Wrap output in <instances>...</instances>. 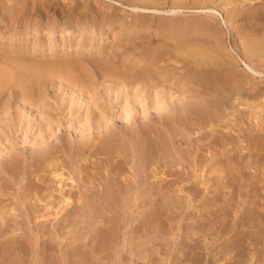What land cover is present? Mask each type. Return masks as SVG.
<instances>
[{
    "label": "rangeland",
    "instance_id": "obj_1",
    "mask_svg": "<svg viewBox=\"0 0 264 264\" xmlns=\"http://www.w3.org/2000/svg\"><path fill=\"white\" fill-rule=\"evenodd\" d=\"M141 2L139 0H0V69L5 70L7 66L6 69L9 72L8 63H11L12 60L16 62L21 59L23 62L26 61L30 64L38 63L37 65H43V63L47 65L49 63L51 66H56L58 64V69L62 67L66 70L63 71L65 76L59 72L54 77L47 75L45 78L40 79L36 85L34 84V87L29 82H24L25 85L22 83L26 90L23 94L20 88L14 90L13 86L9 85H14V83H9L4 90H0V178L5 179H0V213L1 211L4 213L0 214V225L5 223L0 226V264L2 262V264H52V262L54 264H70V262L71 264H79L81 261L84 262L81 264H91L92 252L102 254V258L104 257L102 263L105 264H174L172 258L175 254L178 255L176 244L182 239H186L185 237L198 241L196 256L200 257V264L205 262L206 264L207 262L209 264H264V148L262 152H258L259 154H254L257 148H252V151H249L250 148L245 149L247 142L255 143L252 134H258L260 139L264 136L262 128H258L252 123L253 120H258V118L259 121L264 120V107H262L264 105V0H145L144 3ZM132 5H138L140 8L142 6V8L149 11H133L130 9ZM209 8L214 13L202 12ZM153 9L155 11H151ZM173 9L176 12L170 14L168 11ZM99 13L100 15H98ZM50 25L54 27L52 33ZM83 25H90V27L82 29L81 26ZM35 26H38L37 30L34 29ZM70 26H75V28H72L69 35L64 36L60 33V28L66 29ZM244 47L250 49L247 58L241 53ZM39 61H42V63H39ZM245 63L261 72V77L251 74ZM105 71H113L117 73L116 76L119 73L120 76L121 74H124V76L114 80L115 78H110L111 76ZM121 78L122 81H120ZM204 89L206 90V96L204 95V97L207 100L202 101V103L211 101V104H213L212 102L215 101L213 95L219 98L229 92V96L226 98L230 106L229 113L222 112V107L221 111L207 107V114L204 113L202 119L199 116L193 121H189L191 118L183 120L185 123H194L195 127H198L199 123L204 121L202 125L204 128L200 132L204 134L203 137L206 135L207 140L201 142L205 145L200 146V149L196 151L194 142L199 136V132L189 136L183 135V140L185 139L187 142L191 140L193 143L190 147L191 151L187 154L188 156H185L187 162L182 163V165L177 163L166 164L171 170H167L166 165V167H161L164 163L163 160L162 163H159L160 165H153L152 168L155 169V172L160 170L163 172L165 169L167 171H164L163 175L158 174V178L155 180L158 186L161 185L159 186L160 196L164 194V197L167 196L169 201L163 200L164 197L161 198V196L156 202H152L146 196L145 200H142L143 204L139 203L137 210L133 201L131 202L128 198L125 200L126 198L123 197L128 183L122 177L120 181L122 182V179H124V186L119 185L120 192H116L118 195L115 193L117 196L114 195L113 200H107L109 205L104 203L98 197L99 192H95V190L101 189V183L105 182V174H107L105 169L108 168V166L106 168L104 160L105 154L100 151L99 146L101 145L97 144L100 143L98 141H96L97 145H93L94 141L89 144L90 146H83V149L80 150L75 143L80 139L81 131L84 132L87 129V132L90 130L93 133L92 135L97 136L98 131L94 126L97 122L101 123L107 120L109 123L112 121L123 123L129 121L131 117L138 120H142V118L146 120V117L151 116L152 118L153 115V117H157V112H162L159 106L162 107V104H166L167 101L171 100L172 103L179 104V100L188 96L189 92ZM25 90L23 88V91ZM219 92H222L223 95L218 94ZM26 93L29 96L26 95L28 98L24 97ZM252 95L257 96V99L255 97L250 98ZM251 101L254 103L250 104ZM244 103L250 106L262 104L258 110L261 109L262 114L257 115L258 113H255V110L247 108L248 105L245 106ZM231 107L233 108L231 109ZM219 113H222L220 118L227 116V121L230 119L236 120L235 116L243 113L246 121H238L242 130L239 133L238 140L236 133H234L236 142L233 141V145L231 143L227 147L222 145L218 147L219 144H222L220 139H223V137L215 133L219 137L215 141L216 145H213L214 148H212L213 146L210 148L206 144L213 140V132L210 131V126H214L213 128H216L219 132L222 131L221 134H226V126L228 125L226 119L225 122L216 123L215 126L217 119L210 117V115L216 117V114L220 115ZM206 117L209 118L210 122L207 121ZM171 123L166 129L169 130L170 134H173L176 133L175 131L178 128L176 123ZM93 126L94 130L90 128ZM156 133L159 137L164 135H160L159 132ZM180 137L181 135L177 137V141ZM246 137H249V139L247 140ZM183 140H181L183 145L180 143V148L187 149V144ZM48 141L55 145H46ZM260 141L263 143L264 137ZM224 148H234V158L231 157L235 162H226L227 157L225 158L222 154ZM213 152H217L216 155ZM37 153H41V159L44 158L43 161L40 157L39 159L35 157ZM190 153L192 154L189 155ZM10 154L17 155L18 161L12 159ZM32 154L34 158L31 159ZM196 154L197 159L202 160V165L205 163L206 166L194 169L190 163L194 159L197 160ZM210 154L212 155L211 158L209 157ZM225 154L227 155V153ZM201 155L202 157L198 158ZM254 161L259 162L255 164ZM178 166L181 171H178L180 170ZM217 167L220 168L217 169ZM24 169L27 170V173H24ZM31 169L32 171H30ZM55 171L64 174L61 181L59 178H53ZM174 171L180 175L182 173V175L180 176ZM99 174L101 176L103 174V177L99 179L100 182H93L92 177H99ZM228 174L229 177H227ZM179 177L183 180L180 183L177 180L180 179ZM247 177H249L248 180ZM251 177L252 181L250 180ZM77 179L82 182L80 183ZM59 181L62 183H58ZM88 182H90V185H87L88 190L93 189L91 199L80 201L82 199L77 198L81 197L79 192H81L80 190L84 191L85 187L87 188L86 184ZM208 182L209 184H207ZM76 183L81 185V189L78 190ZM192 184H196V187L194 188ZM232 184L233 187L230 186ZM187 189L189 190L187 191ZM215 189L218 197L214 196L216 195L213 192ZM232 190L236 194L238 193L234 197L235 200L230 198ZM219 192L223 193V197L222 193L218 194ZM66 198H70L68 203L71 205L66 204ZM98 199L101 201H98ZM226 199L234 205L237 203L239 206H241L240 204L244 205L243 207L246 209L243 218L240 217L235 222L232 218L233 215L230 217L233 211H236L232 207L229 212L230 215L225 218L228 221L224 219L221 215L222 208L230 205ZM97 201L102 203L98 204ZM84 202L87 204H84ZM23 203L25 204L23 205ZM72 205L73 207H71ZM84 208L87 210L84 211ZM133 208L135 209L133 210ZM148 208H151L150 212L152 210L155 212V221L150 224L144 223L139 230L134 231L133 227L136 226V223L139 224L140 217L149 213ZM214 209L219 211L215 213ZM6 211H13L15 216L9 215L8 218ZM249 211L252 215L248 214ZM205 212L208 217H204L207 216ZM125 214L130 215L127 218ZM212 218L215 220L213 221ZM220 220L221 223H217ZM98 221H103V224L97 223ZM197 222H200L201 225ZM208 222H215V226L204 232L203 235L186 234L187 230L206 226ZM187 225H189L188 228H186ZM130 228H132L133 233ZM152 229L155 231L152 232ZM219 230L221 234H219ZM212 232L215 233L212 234ZM175 234L177 235L174 236ZM79 236L83 237L80 238ZM154 236L157 239L155 238L152 243L151 238ZM220 236L221 238H219ZM126 237L131 238L128 240ZM77 239L78 241H76ZM174 239L175 243L171 244ZM233 240H236L235 243H233ZM207 244L210 246L205 249L208 246ZM204 250L216 253L215 258L213 257L214 261L209 262L204 259L206 257L203 253ZM197 251L198 254L200 252L199 256ZM196 256H193L195 257L194 261L195 259L198 260ZM49 257L53 260L51 261ZM174 260H177V258ZM194 261L191 260L182 264H190L191 262L194 264Z\"/></svg>",
    "mask_w": 264,
    "mask_h": 264
},
{
    "label": "bare ground",
    "instance_id": "obj_2",
    "mask_svg": "<svg viewBox=\"0 0 264 264\" xmlns=\"http://www.w3.org/2000/svg\"><path fill=\"white\" fill-rule=\"evenodd\" d=\"M138 1V0H137ZM140 1H142L141 3H144L143 1H145V0H139V2ZM147 1V0H146ZM150 1V0H149ZM180 1V0H179ZM175 2V1H174ZM229 2V1H228ZM147 3V2H146ZM145 3V4H146ZM194 3V2H193ZM203 3V2H202ZM221 3V2H220ZM253 3V2H252ZM262 3V2H261ZM128 4V3H127ZM153 4H156V3H153ZM186 4V3H185ZM264 4V3H263ZM229 5V4H228ZM260 5V4H259ZM201 6V5H200ZM205 6V5H204ZM144 7V6H143ZM183 7V6H182ZM130 9H132L133 11H149V10H146V8H142V6H141V8H140V6H136V5H132V6H130ZM151 11H155L154 9L153 10H151ZM210 11V12H209ZM243 11V10H242ZM252 12H253V10H251ZM170 14H174L175 12H176V10L175 9H173V10H169L168 11ZM203 13H214V11L213 10H210V8L209 9H206V11H202ZM103 13V12H102ZM216 13V12H215ZM242 13V12H241ZM250 13V12H249ZM237 14V13H236ZM98 15H100V13L98 14ZM102 15V14H101ZM242 15H243V13H242ZM250 15V14H249ZM248 15V16H249ZM120 16V15H119ZM237 16V15H236ZM100 17H102V16H100ZM99 17V18H100ZM121 17V16H120ZM234 17V16H233ZM224 18V17H223ZM119 19V18H118ZM84 22V21H83ZM102 22V21H101ZM201 22V21H200ZM75 23H76V21H75ZM223 23H225V22H223ZM73 24V23H72ZM229 24V23H228ZM200 25H202V24H200ZM51 26V25H50ZM75 26H77V25H75ZM75 26H70L69 28H60V33L62 34V35H64V36H67V35H69V33L71 32V30H72V28L74 27L75 28ZM38 26H35V30H37L38 28H37ZM81 27H83L82 29H86L87 27H90V25H88V26H85V25H83V26H81ZM134 28V27H133ZM234 28V27H233ZM53 29H54V27H53V25L51 26V28H50V31H51V33H52V31H53ZM99 30V29H98ZM234 30V29H233ZM264 31V30H263ZM246 32V31H245ZM261 33V32H260ZM260 33H258V34H260ZM257 34V35H258ZM262 34V33H261ZM52 35V34H51ZM252 35V34H251ZM250 36V35H249ZM254 36V35H253ZM219 37V36H218ZM247 37V36H246ZM260 37V36H259ZM245 38V37H244ZM256 38V37H255ZM251 39V38H250ZM213 40V39H212ZM213 42V41H212ZM214 44H216V43H214ZM212 46V45H211ZM239 47V46H238ZM241 47V46H240ZM249 47V46H248ZM264 47V46H263ZM216 48V47H215ZM218 49V48H217ZM222 50V49H221ZM257 50V49H256ZM223 52V51H222ZM240 52V51H239ZM241 53H243L242 55L244 56V57H248L249 55H247V54H250V49H246L245 47H244V49H243V51H241ZM220 54V53H219ZM252 54V53H251ZM257 54V53H256ZM224 55V54H223ZM213 57V56H212ZM242 57V56H241ZM246 57V58H247ZM254 57V56H253ZM226 58V57H225ZM15 59V58H14ZM19 59V58H18ZM217 59V58H216ZM242 59V58H241ZM226 60V59H225ZM229 60V59H228ZM36 61V60H35ZM52 61V60H51ZM213 61V60H212ZM42 63V61H39V63ZM69 62V61H68ZM67 62V63H68ZM221 62V61H220ZM219 62V63H220ZM56 63V62H55ZM59 63V62H58ZM70 63V62H69ZM196 63V62H195ZM213 63V62H212ZM38 64V63H37ZM37 64H35V63H32V64H30L29 62H26V61H22L21 59L20 60H17L16 62H13V60H12V62L11 63H8V65H9V72H8V70L6 69V68H8L6 65H4V66H6L5 67V70H7V71H5L4 69H0V90H4V88L9 84V83H14V85L13 84H9V85H11V86H13V89L14 90H16L17 88H20V91H21V93L23 94L24 92H26V90H25V84H24V82H29V84H32L33 85V87H34V84L36 85L38 82H39V80L40 79H42V78H45V76H47V75H49V76H52V77H54L55 75H56V73H60L61 75H64L63 74V71H66V70H64L65 68H63L62 69V67H60V69H58L59 68V65L57 66H51L49 63H47V65L45 64L44 65V63H43V65L41 64V65H37ZM49 64V65H48ZM226 64H228V63H226ZM230 64V63H229ZM61 65V64H60ZM75 65V64H74ZM77 65V64H76ZM100 65V64H99ZM2 66V65H1ZM79 66H80V64H79ZM198 66V65H197ZM203 66V65H202ZM226 66H228V65H226ZM245 66H246V68H247V70L249 71V72H251V74H253V75H255V76H260L261 77V75H262V73L261 72H259V71H257V70H255L253 67H250L249 65H247L246 63H245ZM70 67V66H69ZM204 67V66H203ZM221 67H223V66H221ZM88 68V67H87ZM195 68V67H194ZM208 68V67H207ZM72 69V68H71ZM107 69V68H106ZM232 70V69H231ZM71 72V71H70ZM223 72V71H222ZM229 72V71H228ZM88 73V72H87ZM105 73H108V75L109 76H111L110 78H112V77H114L115 79L114 80H116V79H120V77H122V76H124V74H121V76L118 74V76H116L117 75V73L116 72H110V71H108V72H106L105 71ZM202 73V72H201ZM233 74V73H232ZM230 75V74H229ZM65 76V75H64ZM73 76H74V74H73ZM80 76H82V75H80ZM84 76V75H83ZM89 76V75H88ZM225 76V75H224ZM232 76V75H231ZM208 77V76H207ZM221 77V76H220ZM79 78V77H78ZM84 78V77H83ZM90 78V77H89ZM124 78H126V77H124ZM204 78V77H203ZM222 78V77H221ZM236 78H238V77H236ZM235 78V79H236ZM104 79H105V77H104ZM109 79V78H108ZM188 79V78H187ZM190 79V78H189ZM224 79H226L225 77H224ZM242 79V78H241ZM75 80V79H74ZM83 80V79H82ZM111 80V79H110ZM126 80V79H125ZM206 80H208L207 78H206ZM237 80V79H236ZM106 81V80H105ZM120 81H122V78H121V80ZM129 81V80H128ZM134 81V80H133ZM187 81V80H186ZM199 81V80H198ZM226 81V80H225ZM241 81V80H240ZM70 82V81H69ZM123 82H124V79H123ZM137 82V81H136ZM143 82V81H142ZM193 82V81H192ZM24 85H23V84ZM71 83V82H70ZM80 83V82H79ZM139 83V82H138ZM147 83V82H146ZM150 83V82H149ZM242 83V82H241ZM151 84V83H150ZM161 85V84H160ZM198 85V84H197ZM236 85V84H235ZM10 86V87H11ZM27 86H28V84H27ZM30 86V85H29ZM201 86V85H200ZM234 86V85H233ZM260 86V85H259ZM264 86V85H263ZM9 87V89H11ZM82 87V86H81ZM131 87V86H130ZM159 87V86H158ZM192 87V86H191ZM197 87V86H196ZM245 87V86H244ZM255 88H256V85L254 86ZM23 88H24V90L25 91H23ZM187 88H189V86H187ZM193 88V87H192ZM234 88V87H233ZM249 88V87H248ZM258 88V87H257ZM264 88V87H263ZM262 88V89H263ZM29 89V88H28ZM36 89V88H35ZM154 89V88H153ZM200 89V88H199ZM237 89V88H236ZM12 90V89H11ZM79 90V89H78ZM77 90V91H78ZM149 90V89H148ZM180 90V89H179ZM181 90H182V88H181ZM183 90H185V89H183ZM213 90V89H212ZM234 90V89H233ZM245 90V89H244ZM18 91V90H17ZM160 91V90H159ZM216 91V90H215ZM222 91V90H221ZM260 91H262V90H260ZM15 92V91H14ZM149 92V91H148ZM168 92V91H167ZM210 92V91H209ZM217 92V91H216ZM223 92V91H222ZM221 92V93H222ZM35 93H36V91H35ZM172 93V92H171ZM220 92L218 93V94H221ZM257 93V92H256ZM34 94V93H33ZM206 94V90L204 89V90H202V91H195V92H193V91H191V92H189V95L188 96H185L183 99H180L179 100V104H176V103H172V101L170 102V101H167V103L165 104H162V107L161 106H159L158 108L159 109H162V112H157L158 113V115H157V117H153L152 116V118H151V116H149L148 118L146 117V120H143V118H142V120H138L137 118H134V117H131L130 118V120L129 121H127V122H123V123H119V122H117V121H112V122H110L109 123V121L107 122V120H106V122H95L96 124L94 125L95 126V128H96V130L98 131L97 132V136H94V135H92L93 133H91V131L89 132H87L86 130L83 132V131H81L82 132V134H81V136H80V139L77 141V140H73V141H77L75 144L76 145H78L79 146V149L81 150V148L83 149V146L84 147H88V146H90L89 144H91L92 142H94L95 141V143H93V145L94 144H96V141H98V142H100V143H97V144H100L101 146H99L100 147V151L102 152H104V156H105V163H106V168H107V166H108V168L107 169H105V173H107V174H105V182H103V183H101V189H98L97 191L95 190V192H99L98 194V197L100 198V199H102V201L104 202V203H107V200L108 199H111V200H113L114 199V195H116L117 193L116 192H120V186L121 185H123V180L125 179V182L127 181V186H126V184H125V186H126V190H125V193L123 194V197L124 198H126L125 200H127V198H128V200H130L131 202L133 201V203L135 204V206H136V208H137V210H138V207H139V203L141 204L143 201V199L147 196L148 197V199L150 200V201H152V202H156L158 199H160V197L161 198H163L164 197V194H161V196H160V192H161V190H160V188H159V186H161L160 184H159V186L157 185L158 183L156 182V180L155 179H157L158 177H157V175L159 174H161V175H163V172L165 171V172H167L166 171V169L163 171V172H161V170L159 171V172H155V169L154 168H152L153 167V165H156V164H159L162 160V162H164L162 165H161V167L163 168V167H166L167 168V170H171V168H169L168 167V165H166V164H168V163H177V164H180V165H182V163H184V162H187V159H186V155L188 154V152L189 151H191L190 150V147H192V145H193V143H192V141L190 140V142H187L185 139L183 140V138H184V136L183 135H192V134H195V133H198L199 132V136L195 139L194 137V139L196 140L195 142H194V144H195V150L197 151L198 149H200V146L202 147V146H204L205 144H201V142H204V140L206 139L205 137H206V135H205V137H203L204 136V134H202L200 131L204 128L202 125H203V123H204V121H203V123L201 122V123H199V125H198V127H195L194 126V123L192 124L191 122H189V123H185L183 120H185V119H190L191 118V120H189V121H193L196 117H199V116H201V119H202V115L204 114V113H206L207 111H206V109H207V107H209V108H213V109H216V111H221V107H222V112H224V113H227L228 112V109H229V104H228V102H227V100H226V98L229 96V92H228V94L227 95H225V96H220L219 98H216L214 95H213V97L215 98V101H213L212 103L213 104H211V101H207V103H202V101H206L207 99H205V97H204V95ZM26 95H27V93L24 95V97L25 98H28V97H26ZM30 95V94H29ZM35 95V94H34ZM142 95V94H141ZM221 95H223V94H221ZM263 95V94H262ZM32 96V95H31ZM169 96V95H168ZM206 96V95H205ZM260 96V95H259ZM22 98H23V96H21ZM244 97V96H243ZM252 97H255V96H251L250 98H252ZM257 97V96H256ZM255 97V99H257ZM25 98H23V99H25ZM32 98V97H31ZM154 98H156V97H154ZM162 98V97H161ZM238 98V97H237ZM158 99V98H157ZM163 99V98H162ZM175 99V98H174ZM242 99H244V98H242ZM258 99H260V98H258ZM159 100H160V98H159ZM168 100V99H167ZM254 100V99H253ZM264 100V99H263ZM137 101V100H136ZM154 102H155V99L153 100ZM241 101V100H240ZM239 101V102H240ZM28 102V101H27ZM145 102V101H144ZM143 102V103H144ZM161 102H162V100H161ZM164 102V101H163ZM230 102V101H229ZM232 102V101H231ZM230 102V103H231ZM252 102L253 101H251V103L250 104H252ZM137 103V102H136ZM152 103V102H151ZM159 103V102H158ZM233 103V102H232ZM241 103V102H240ZM249 103V102H248ZM254 103V102H253ZM262 103V102H261ZM30 104V103H29ZM37 104V103H36ZM142 104V103H141ZM155 104V103H154ZM245 104V106H247L246 105V103H244ZM257 104H258V102H257ZM256 104V106H254V105H248L247 106V108H250V109H252V110H255L254 112L255 113H258L257 115H261L262 114V110L260 109V111H258L259 110V106L261 105L262 106V104H260L259 103V105H257ZM264 104V103H263ZM39 105V104H38ZM236 105V104H235ZM239 105V104H238ZM135 106V105H134ZM224 107V108H223ZM262 107H264V105L262 106ZM98 108H99V106H98ZM140 108H141V106H140ZM156 108V107H155ZM233 107H231V109H232ZM244 108V107H243ZM149 109V108H148ZM240 109H241V107H240ZM252 110H250L251 112H252ZM181 111V112H180ZM233 111H235V110H233ZM131 112V111H130ZM209 112V111H208ZM241 112V111H240ZM243 112V111H242ZM245 112V111H244ZM212 113V112H211ZM229 113V112H228ZM227 113V114H228ZM249 113V112H248ZM91 114V113H90ZM126 114V113H125ZM207 114V113H206ZM209 114V113H208ZM220 115H218V114H216V117L215 116H212V115H210V117H212V119H217L216 120V122H215V126H216V123H219V122H225L224 120L226 119V121H227V116H223L222 118H220V116L222 115V113H219ZM246 114V113H245ZM252 114H254L253 112H252ZM226 115V114H225ZM246 115H248V114H246ZM259 115V116H260ZM232 116V115H231ZM253 116V115H252ZM263 116V115H262ZM215 117V118H214ZM233 117V116H232ZM236 117V120L235 119H233V120H228L227 122H228V125L226 126V131H225V133L226 134H221V132H219V131H217V129L215 128H213L212 126H210L209 128H210V131L211 132H213V134H212V137H213V140H211L209 143H206L207 144V146H209L210 148L213 146V145H216L215 144V141H216V139L219 137H217L216 135H215V133L217 134H220V135H222V137H223V139H220V141H221V143L222 144H219V146L218 147H220V145H222L223 147H227V146H229V144H231L232 143V145H233V141H235V139H234V137H236V136H234V133H236V135H237V140L239 139V137H240V135H239V133H240V131L242 130L240 127H239V122L238 121H246V120H244L245 119V117H244V114L243 113H241V114H238L237 116H235ZM128 118V117H127ZM207 118V121L208 122H210L209 121V118L208 117H206ZM230 118V117H229ZM228 118V119H229ZM258 118V117H257ZM200 119V118H199ZM205 119V118H204ZM211 119V120H212ZM262 119V118H261ZM101 120V119H100ZM100 120H98V121H100ZM113 120V119H112ZM196 120V119H195ZM260 119L258 118V120H253V122L252 123H254V126H257L258 128H262V131H264V120L262 119L261 121H259ZM51 121V120H50ZM96 121V120H95ZM206 121V120H205ZM248 121V120H247ZM172 122V123H171ZM195 122V121H194ZM207 122V123H208ZM173 124V123H176V127L178 128V129H176L177 131H175L176 133H173V134H170L169 133V130H167L166 128L168 127V125L169 124ZM206 123V122H205ZM212 123V122H211ZM121 124V125H120ZM198 124V123H197ZM214 124V123H213ZM247 124V123H246ZM250 124V123H249ZM258 124V125H257ZM184 125V127L182 128V126ZM207 125V124H206ZM205 125V126H206ZM209 125V124H208ZM241 125V124H240ZM94 126L93 127H90V128H94ZM220 126V125H219ZM222 126V125H221ZM220 126V127H221ZM253 126V127H254ZM42 127V126H41ZM44 127V126H43ZM192 127H194L193 129H191ZM256 127V128H257ZM46 128V127H45ZM207 128V127H206ZM166 129V130H165ZM169 129V128H168ZM224 129V128H223ZM222 129V130H223ZM46 130V129H45ZM55 130V129H54ZM94 130V129H93ZM196 130V131H195ZM206 130V129H205ZM259 130V129H258ZM165 131H166V134H165ZM174 131V130H173ZM255 131H256V129H255ZM261 131V132H262ZM94 132V131H93ZM156 132H159V133H161L160 135H163V137L161 136V137H159L158 136V133H156ZM167 132H168V134H167ZM223 133V132H222ZM251 133V132H250ZM260 133V132H259ZM51 134V133H50ZM227 134H229L230 136H228ZM48 135V134H47ZM71 135V134H70ZM80 135V134H79ZM179 135H181V137H180V139H179V141H177V137H179ZM198 135V134H197ZM249 135H251V134H249ZM45 136V135H44ZM209 136V135H208ZM244 136V135H243ZM242 136V137H243ZM263 136V135H262ZM48 137V136H47ZM50 137V136H49ZM52 137V136H51ZM69 137V136H68ZM92 137V138H91ZM252 137H253V140L255 141V143L253 144V143H249V142H247L246 143V146H245V149H249V151H252V148H257V150L255 151V153L254 154H256V153H258V152H262L263 151V148L264 147H262L263 145H264V142L262 143V141H260L261 139H263V137H261V139H260V137L258 136V134L257 135H253L252 134ZM33 138V137H32ZM46 138V137H45ZM182 138V139H181ZM187 138V137H186ZM208 138V137H207ZM247 138V140L249 139V137H246ZM181 140H183L184 142H186V144H187V149H182V148H180V143H182L181 142ZM207 140V139H206ZM251 140V139H250ZM27 141V140H26ZM39 141V140H38ZM67 141H68V139H67ZM245 141V140H244ZM70 142V141H69ZM236 142V141H235ZM234 142V143H235ZM41 143V142H40ZM49 144H54V143H49V141H48V143H46V145H49ZM64 144V143H63ZM96 144V145H97ZM185 144V143H184ZM185 144V145H186ZM201 144V145H200ZM237 144V143H236ZM42 145V144H41ZM45 145V144H44ZM55 145V144H54ZM92 145V146H93ZM178 145V146H177ZM181 145H183V143L181 144ZM218 145V144H217ZM49 147H51V146H49ZM66 147H68V146H66ZM77 147V146H76ZM182 147V146H181ZM186 147V146H185ZM216 147V146H215ZM241 147V146H240ZM38 148V147H37ZM70 148H72V147H70ZM90 148V147H89ZM92 148V147H91ZM212 148H214V146L212 147ZM78 149V148H77ZM95 149V148H94ZM108 149V150H107ZM233 149L234 148H232V149H227V148H224V150H223V153L222 154H224V157L226 158L227 157V159H226V162L228 163V161L231 163V162H235V161H233L234 159H232V157H233ZM244 149V150H245ZM29 150V149H28ZM32 150V149H31ZM88 150V149H87ZM96 150H97V148H96ZM243 150V149H242ZM40 151V150H39ZM41 151H42V149H41ZM204 151V150H203ZM218 151V150H217ZM226 151V152H225ZM237 151V150H236ZM30 152H32V151H30ZM36 152V151H35ZM38 152V151H37ZM48 152V151H47ZM77 152V151H76ZM101 152H99V153H101ZM195 152V151H194ZM200 152V151H199ZM215 152V151H214ZM213 152V154L214 155H216V153H214ZM227 153V155L225 154V153ZM11 153V152H10ZM50 153V152H49ZM207 153V152H206ZM245 153V152H244ZM249 154H250V152H248ZM43 154V153H42ZM46 154H48V153H46ZM74 154V153H73ZM82 154V153H81ZM185 154V155H184ZM192 153H190L189 155H191ZM208 154V153H207ZM212 154V153H211ZM210 154V158H211V156L213 155H211ZM218 154H219V152H218ZM259 154V153H258ZM11 155V154H10ZM100 155V154H99ZM199 155V154H198ZM203 155V154H202ZM202 155L200 156V157H198V158H201L202 157ZM246 155V154H245ZM5 156V155H4ZM17 155H11L10 157L12 158V159H16L17 160V157H16ZM84 156V155H83ZM96 156V155H95ZM188 156V155H187ZM232 156V157H231ZM260 156V155H259ZM8 157V156H7ZM27 157V156H26ZM35 157H37L38 159H39V157H40V159H41V153H37L36 154V156ZM72 157V156H71ZM88 157V156H87ZM192 157H193V155H192ZM221 157H223V156H221ZM230 157V158H229ZM239 157V156H238ZM255 157V156H254ZM263 157V156H262ZM29 158V157H28ZM30 158L32 159V158H34V156H33V154H32V156H30ZM50 158H51V155H50ZM73 158V157H72ZM98 158V157H97ZM204 158V157H203ZM208 158V157H207ZM214 158V157H213ZM224 158V159H225ZM234 158V157H233ZM240 158V157H239ZM247 158H248V156H247ZM42 159H44V158H42ZM41 159V160H42ZM55 159H57V158H55ZM90 159V158H89ZM196 159H197V154H196ZM209 159V158H208ZM215 160H216V158H214ZM214 159H212L213 161H215ZM218 159H219V156H218ZM223 159V158H222ZM256 159V158H255ZM35 160V159H34ZM53 160V159H52ZM75 160V159H74ZM96 160V159H95ZM221 160V159H220ZM237 161H239L238 159H236ZM18 161V160H17ZM38 161V160H37ZM43 161V160H42ZM49 161V160H48ZM56 161V160H55ZM81 161V160H80ZM189 161V160H188ZM206 161V160H205ZM246 161H248V160H246ZM260 161H262V160H260ZM2 162V161H1ZM90 162V161H89ZM95 162V161H94ZM104 162V161H103ZM161 162V163H162ZM203 161L202 160H199V159H197V160H195L194 159V161L192 160V163H190V164H192L193 165V167H194V169L195 168H202V166H204L205 165V163H204V165H202L203 163H202ZM212 162V161H211ZM225 162V161H224ZM240 162V161H239ZM243 162V161H242ZM245 162V161H244ZM255 162V164H257L259 161H254ZM5 163V162H4ZM11 163V162H10ZM34 163V162H33ZM38 163V162H37ZM36 163V164H37ZM58 163H60V162H58ZM99 163V162H98ZM207 163V162H206ZM209 163V162H208ZM249 163V162H248ZM32 164V163H31ZM96 164V163H95ZM225 165H226V163H224ZM14 165V164H13ZM16 165H17V163H16ZM46 165V164H45ZM48 165V164H47ZM62 165V164H61ZM160 165V164H159ZM158 165V166H159ZM166 165V166H165ZM176 165V164H175ZM44 166V165H43ZM53 166V165H52ZM52 166H50V167H52ZM64 166V165H63ZM127 166H129V167H127ZM189 166V165H188ZM206 166V165H205ZM4 167V166H3ZM27 167V166H26ZM31 167V166H30ZM35 167H37V166H35ZM34 167V168H35ZM59 167V166H58ZM57 167V168H58ZM103 167V166H102ZM160 167V168H161ZM172 167V166H171ZM179 167V166H178ZM192 167V168H193ZM231 167V166H230ZM7 168V167H6ZM10 168V167H9ZM48 168V167H47ZM53 168V167H52ZM83 168V167H82ZM129 168V169H128ZM159 168V167H158ZM187 168V167H186ZM218 168H220V167H217V169ZM259 168V167H258ZM12 169V168H11ZM60 169V168H59ZM80 169V168H79ZM86 169H88V168H86ZM97 169V168H96ZM173 169V168H172ZM179 169H180V167H179ZM183 169V168H182ZM223 169V168H222ZM237 169V168H236ZM262 169V168H261ZM29 170V169H28ZM56 170V169H55ZM82 170V169H81ZM127 170V171H126ZM177 170H178V168H177ZM176 170V171H177ZM189 170V169H188ZM199 170V169H198ZM15 171V170H14ZM30 171H32V169L30 170ZM29 171V172H30ZM48 171V170H47ZM53 171V170H52ZM92 171V170H91ZM176 171H174V172H176ZM178 171H181V169L180 170H178ZM185 171V170H184ZM213 171V170H212ZM17 172V171H16ZM45 172V171H44ZM49 172H50V170H49ZM169 172V171H168ZM188 172V171H187ZM258 172V171H257ZM24 173H27V170H25L24 169ZM24 173H23V175H24ZM51 173V172H50ZM103 173V172H102ZM173 173V172H172ZM180 173V172H179ZM183 173H186V172H183ZM234 173H235V171H234ZM245 173V172H244ZM262 173V172H261ZM38 174H40V173H38ZM37 174V175H38ZM174 175H175V173H173ZM176 174H178L177 172H176ZM219 174V173H218ZM227 174V173H226ZM248 174H249V172H248ZM247 174V175H248ZM54 175L55 176H53V178L55 177V178H59V180L61 181V178H63L62 176L64 175H62L60 172L58 173V172H54ZM100 175V174H99ZM169 175V174H168ZM178 175H180V174H178ZM181 175H182V173H181ZM180 175V176H181ZM186 175V174H185ZM185 175H184V177H185ZM200 175H202V174H200ZM199 175V176H200ZM216 175V174H215ZM14 176V175H13ZM39 176V175H38ZM82 176V175H81ZM131 176V177H130ZM171 176H172V174H171ZM188 176V175H187ZM213 176V175H212ZM226 176V175H225ZM244 176V175H243ZM243 176H242V178H243ZM251 176V175H250ZM249 176V177H250ZM67 177V176H66ZM78 177V176H77ZM80 177V176H79ZM78 177V178H79ZM88 177V176H87ZM86 177V178H87ZM101 177H103V174H102V176L100 175L99 177H97V176H94V177H92V181L93 182H95V181H98V182H100L99 181V179L101 178ZM122 177H124V179H122V182L120 181V179L122 178ZM176 177V176H175ZM222 177V176H221ZM227 177H229V174H228V176ZM226 177V178H227ZM249 177H247V180L249 179ZM255 177V176H254ZM1 178H3V177H1ZM0 178V179H1ZM13 178H15V177H13ZM23 178V177H22ZM54 178V179H55ZM67 178H69V177H67ZM81 178V177H80ZM176 178H178V177H176ZM180 178V177H179ZM185 178H187V177H185ZM188 178H189V176H188ZM191 178V177H190ZM4 179V178H3ZM104 179V178H103ZM132 179H134L133 180V182H131V180ZM152 179V180H151ZM162 179V178H161ZM160 179V180H161ZM164 179V178H163ZM199 179V178H198ZM200 179H202V178H200ZM223 179H224V177H223ZM244 179V178H243ZM252 179V177L250 178V180ZM2 180V179H1ZM5 180V179H4ZM29 180H30V178H29ZM40 180V179H39ZM76 180V179H75ZM78 180V179H77ZM173 180V179H172ZM177 180H179V183L180 182H182L183 180H181V178L180 179H177ZM207 180V179H206ZM209 181H210V179H208ZM219 180V179H218ZM241 180V179H240ZM258 180V179H257ZM58 182V183H62V182ZM78 181H80V180H78ZM86 181V180H85ZM84 181V182H85ZM88 181V180H87ZM104 181V180H103ZM212 181V180H211ZM214 181V180H213ZM233 182L235 181V180H232ZM252 181V180H251ZM250 181V182H251ZM4 182V181H3ZM28 182V181H27ZM82 181H80V183H81ZM205 182V181H204ZM263 182H264V180H263ZM36 183V182H35ZM74 183V182H73ZM78 183V182H77ZM76 183V187L78 188V190L79 189H81V185L80 184H77ZM90 182H88L87 184H86V186L89 184ZM97 183V182H96ZM176 183V182H175ZM184 183V182H183ZM203 183V182H202ZM240 183V182H239ZM253 183V182H252ZM260 183V182H259ZM1 184L2 185H4V184H6L5 182H4V184L1 182ZM162 184V183H161ZM205 184V183H204ZM207 184H209V182L207 183ZM222 184V183H221ZM244 184V183H243ZM1 185V186H2ZM23 185V184H22ZM26 185V184H25ZM24 185V186H25ZM72 185V184H71ZM85 185V184H84ZM90 185V184H89ZM120 185V186H119ZM167 185V184H166ZM169 185V184H168ZM177 186H178V184H176ZM187 185V184H186ZM192 185H194V184H192ZM192 185H190V186H192ZM196 185V184H195ZM193 186L194 188L196 187V186ZM203 185V184H202ZM201 185V186H202ZM212 185H213V183H212ZM223 185V184H222ZM256 185H258V184H256ZM23 186V187H24ZM97 186V185H96ZM124 186V185H123ZM162 186H164V185H162ZM172 186V185H171ZM198 186V185H197ZM209 186V185H208ZM231 187H233V184L232 185H230ZM240 186V185H239ZM238 186V187H239ZM122 187V186H121ZM168 187V186H167ZM205 187V186H204ZM207 187V186H206ZM228 187V186H227ZM238 187H237V189H238ZM261 187V186H260ZM26 188V187H25ZM38 188V187H37ZM36 188V189H37ZM70 188V187H69ZM72 188H74L73 186H72ZM95 188V187H94ZM162 188V187H161ZM174 188V187H173ZM183 188H186V187H183ZM188 188V187H187ZM192 188V187H191ZM230 188V187H229ZM254 188V187H253ZM123 189V188H122ZM165 189V188H164ZM168 189V188H167ZM170 189V188H169ZM252 189V188H251ZM256 189H258V188H256ZM93 190V189H92ZM92 190H88V186H87V188L85 187V189H84V191L83 190H80L81 192H79L80 193V195H81V197L79 198V197H77L78 199H82V200H80V201H85V200H90L91 198V193H93L92 192ZM174 190V189H173ZM189 189H187V191H188ZM201 190V189H200ZM206 190V189H205ZM231 190V189H230ZM70 191V190H69ZM172 191V190H171ZM170 191V192H171ZM176 191V190H175ZM178 191V190H177ZM190 191H191V189H190ZM189 191V192H190ZM195 192H196V190H194ZM219 191V190H218ZM237 191H239V190H237ZM167 192V191H166ZM168 192H169V190H168ZM216 195H217V191H216V189L213 191ZM223 192V191H222ZM222 192H219L218 194L220 195ZM258 192V191H257ZM263 192V191H262ZM28 193V192H27ZM116 193V194H115ZM163 193V192H162ZM165 193V192H164ZM224 193H225V191H224ZM97 194V193H96ZM95 194V195H96ZM167 194V193H166ZM169 194H171V193H169ZM203 194V193H202ZM238 194V193H237ZM236 193H235V191H231V197L230 198H232V199H234L235 200V198L234 197H236L235 195H237ZM251 194V193H250ZM262 194V193H261ZM118 195V194H117ZM116 195V196H117ZM216 195H214L215 197H218V195L216 196ZM66 196V195H65ZM171 196V195H170ZM239 196H240V194H239ZM238 196V197H239ZM27 197V196H26ZM69 197V196H68ZM205 197H207V196H205ZM213 197V196H212ZM222 197H223V193H222ZM76 198V199H77ZM95 198V197H94ZM171 198V197H170ZM225 198V197H224ZM258 198H259V196H258ZM96 199V198H95ZM204 199V198H203ZM214 199V198H213ZM218 199V198H217ZM217 199H216V201H217ZM223 199V198H222ZM221 199V200H222ZM239 199V198H238ZM68 200H70V198H66L65 199V202H66V204H69L68 203ZM74 200V199H73ZM94 200V199H93ZM145 200V199H144ZM163 200H167V196L166 197H164L163 198ZM225 200V199H224ZM247 200V199H246ZM262 200V199H261ZM3 201V200H2ZM72 201V200H71ZM98 201H101V200H99L98 199ZM97 201V202H98ZM167 201H169V200H167ZM226 201L230 204L229 206H226V207H224V208H222L223 210H222V213L221 212H217V213H221V215L224 217V219L225 218H227L230 214H229V212L231 211V209H232V207H233V209H236V211L234 212L233 211V213L230 215V217H232V215H233V219H234V221L236 222V220H238L240 217H242V216H244V211H245V209H244V205L243 204H240L241 206H239L238 205V203L237 204H232V202H230L228 199H226ZM242 201V200H241ZM249 202H250V200H248ZM23 202V201H22ZM70 202V201H69ZM93 202V201H92ZM91 202V203H92ZM110 202V201H109ZM116 202V201H115ZM127 202V201H126ZM174 202V201H173ZM172 202V203H173ZM204 202V201H203ZM254 202V201H253ZM261 202V201H260ZM72 203V202H71ZM75 203V202H74ZM76 203H79V202H76ZM86 202H84V204H85ZM87 203H88V201H87ZM86 203V204H87ZM100 203H102V202H100ZM99 202H98V204H100ZM129 203V202H128ZM128 203H126V204H128ZM133 203H131V204H133ZM211 203V202H210ZM225 203V202H224ZM233 203H235V202H233ZM259 203V202H258ZM25 203H23V205H24ZM80 204V203H79ZM108 204V203H107ZM112 204V203H111ZM143 204V203H142ZM148 204V203H147ZM196 204V203H195ZM202 204V203H201ZM200 204V205H201ZM207 204V203H206ZM212 205H213V203H211ZM69 205H71V204H69ZM75 205V204H74ZM95 205H96V202H95ZM106 205V204H105ZM109 205V204H108ZM115 205V204H114ZM118 205V204H117ZM152 205V204H151ZM150 205V206H151ZM153 205H154V203H153ZM175 205V204H174ZM208 205V204H207ZM236 205H238L237 207H235ZM262 205V204H261ZM83 206V205H82ZM85 206V205H84ZM99 206V205H98ZM97 206V207H98ZM102 206H103V204H102ZM120 206V205H119ZM128 206V205H127ZM130 206V205H129ZM193 206V205H192ZM202 206V205H201ZM204 206H206V205H204ZM10 207V206H9ZM67 207V206H66ZM71 207H73V205L71 206ZM131 207H132V205H131ZM130 207V208H131ZM149 207V206H148ZM203 207V206H202ZM207 207V206H206ZM235 207V208H234ZM242 207V208H241ZM13 208V207H12ZM11 208V209H12ZM16 208V207H15ZM69 208V207H68ZM91 208V207H90ZM89 208V209H90ZM95 208V207H94ZM110 208V207H109ZM112 208H114V207H112ZM112 208H111V211H112ZM117 208V207H116ZM126 209H127V207H125ZM129 208V207H128ZM129 208V209H130ZM196 208V207H195ZM238 208H241V209H238ZM77 209V208H76ZM118 209V208H117ZM135 208H133V210H134ZM149 209V213L148 214H144L145 216H142V214H141V216L142 217H140V219L138 220V225H137V223H136V226H134L133 227V230L134 231H137V230H139L141 227H142V225L144 224V223H153L154 221H155V218L154 217H156L155 215V212L152 210L151 212H150V209L151 208H148ZM212 209V208H211ZM217 209H219V208H217ZM238 209V210H237ZM264 209V208H263ZM5 210V209H4ZM3 210V211H4ZM13 210V209H12ZM19 210V209H18ZM17 210V211H18ZM22 210V209H21ZM74 210V209H73ZM87 210V209H86ZM85 210V208H84V211H86ZM100 210V209H99ZM119 210V209H118ZM199 210H200V208H199ZM202 210V209H201ZM215 210V213H216V211H219V210H216V209H214ZM214 210H213V212H214ZM250 211H251V209H249ZM254 210V208L252 209V211ZM14 211H16V210H14ZM61 211V210H60ZM83 211V210H82ZM109 211V210H108ZM141 211V210H140ZM148 211V210H147ZM207 211V210H206ZM220 211H221V209H220ZM250 211L248 212V214H250V215H252L251 213H250ZM264 211V210H263ZM22 212V211H21ZM123 212V211H122ZM139 212V211H138ZM156 212H157V210H156ZM258 212V211H257ZM1 213H2V211H1ZM0 213V214H1ZM75 213V212H74ZM92 213V212H91ZM112 213H114V212H112ZM128 213V212H127ZM208 213V212H207ZM210 213V212H209ZM212 213V212H211ZM259 213V212H258ZM2 214H4V213H2ZM6 214L8 215V218H9V215H14L15 216V213H13V211H6ZM70 214V213H69ZM83 214H84V212H83ZM114 214H116V213H114ZM118 214V213H117ZM205 214H206V212H205ZM263 214V213H262ZM21 215H23V214H21ZM74 215V214H73ZM98 215V214H97ZM108 215V214H107ZM126 215V214H125ZM128 215H130V214H128ZM128 215H126L127 216V218H128ZM190 215H192V214H190ZM207 215V214H206ZM212 215V214H211ZM210 215V216H211ZM217 215V214H216ZM75 216V215H74ZM73 216V217H74ZM85 216V215H84ZM89 216V215H88ZM93 216V215H92ZM109 216V215H108ZM115 216H118V215H115ZM114 216V217H115ZM193 216V215H192ZM209 216V217H210ZM2 217V216H1ZM77 217V216H76ZM79 217V216H78ZM90 217V216H89ZM119 217V216H118ZM195 217V216H194ZM193 217V218H194ZM204 217H208V215L207 216H204ZM216 217V216H215ZM256 217V216H255ZM106 218V217H105ZM125 218V217H124ZM137 218V217H136ZM243 218V217H242ZM254 218V217H253ZM2 219V218H1ZM120 219V218H119ZM138 219V218H137ZM207 219V218H206ZM210 219V218H209ZM213 219V218H212ZM211 219V220H212ZM258 219H259V217H258ZM86 220V219H85ZM102 220V219H101ZM104 220V219H103ZM116 220V219H115ZM215 219H213V221H214ZM225 220H227V219H225ZM262 220V219H261ZM6 221H7V219H6ZM69 221V220H68ZM91 221V220H90ZM137 221V220H136ZM228 221V220H227ZM255 221H256V219H255ZM254 221V222H255ZM260 221V220H259ZM258 221V222H259ZM264 221V220H263ZM3 222V221H2ZM84 222V221H83ZM86 222V221H85ZM89 222V221H88ZM105 222V221H104ZM119 222V221H118ZM221 223V220L220 221H218L217 223ZM225 222V221H224ZM223 222V223H224ZM7 223V222H6ZM11 223V222H10ZM13 223H14V221H13ZM93 223V222H92ZM97 223H102L103 224V221H98ZM106 223V222H105ZM124 223H125V221H124ZM190 223V222H189ZM196 223V222H195ZM194 223V224H195ZM197 223H200V222H197ZM205 223V222H204ZM226 223V222H225ZM256 223V222H255ZM263 223V222H262ZM261 223V224H262ZM4 225L5 223H1V225ZM9 224V223H8ZM88 224H90V223H88ZM192 224V223H191ZM264 224V223H263ZM0 225V226H1ZM7 225V224H6ZM20 225V224H19ZM83 225H84V223H83ZM82 225V226H83ZM87 225V224H86ZM95 225H97V224H95ZM186 225V224H185ZM184 225V226H185ZM193 225V224H192ZM200 225H201V223H200ZM227 225V224H226ZM81 226V227H82ZM119 226V225H118ZM199 226V225H198ZM213 226H215V222H208L207 224H206V226H199L198 228H192L191 229V227H190V229L191 230H187V232H186V234L187 235H191V234H193L194 233V236L195 235H203L204 234V232H207L208 230H210V229H212V227ZM220 226H222L221 224H220ZM260 226V225H259ZM109 227V226H108ZM146 227V226H145ZM189 227V225H187L186 226V228H188ZM201 227H203V228H201ZM239 227V226H238ZM253 227H255V226H253ZM4 228V227H3ZM88 228V227H87ZM122 228H123V226H122ZM121 228V229H122ZM156 228V227H155ZM154 228V229H155ZM185 228V229H186ZM216 228H217V225H216ZM229 228V227H228ZM237 228V227H236ZM116 229H118V228H116ZM131 229V231H132V228H130ZM154 229H152V232H154L155 230ZM184 229V228H183ZM220 229V228H219ZM4 230H5V228H4ZM146 230V229H145ZM145 230H143V231H145ZM148 230V229H147ZM151 230V229H150ZM217 230V229H216ZM222 230V229H221ZM1 231V230H0ZM2 231H3V229H2ZM10 231V230H9ZM73 231V230H72ZM81 231V230H80ZM117 231H119V230H117ZM183 231V230H182ZM213 231H215V230H213ZM240 231V230H239ZM83 232H85V231H83ZM100 232V231H99ZM114 232V231H113ZM116 232V231H115ZM147 232V231H146ZM168 232H169V230H168ZM175 232V231H174ZM174 232H173V234H174ZM177 232V231H176ZM219 232H220V230H219ZM237 232V231H236ZM1 233V232H0ZM132 233H133V231H132ZM162 233H163V231H162ZM215 233V232H214ZM213 232H212V234H214ZM216 233H217V231H216ZM224 233V232H223ZM18 234V233H17ZM69 234V233H68ZM93 234V233H92ZM219 234H221V232L219 233ZM218 234V235H219ZM226 234V233H225ZM13 235V234H12ZM11 235V236H12ZM15 235V234H14ZM83 235V234H82ZM177 234H175L174 236H176ZM245 235V234H244ZM4 236V235H3ZM103 236V235H102ZM185 236V235H184ZM184 236H183V238H184ZM223 236V235H222ZM231 236V235H230ZM44 237V236H43ZM80 237V236H79ZM81 237H83V236H81ZM80 237V238H81ZM146 237V236H145ZM199 237V236H198ZM11 238V237H10ZM15 238H16V236H15ZM65 238H67V237H65ZM88 238H90V237H88ZM111 238V237H110ZM126 238H128V240L131 238H129V237H126ZM155 236L153 237V238H151V242L153 243V241H155ZM174 238V237H173ZM172 238V239H173ZM181 238V237H180ZM186 239H182V241H180L179 243L177 242V244H176V246H177V250H178V255L176 256V254H175V256L172 258V263L174 262V264H182V263H186V262H190L191 260H192V262L194 261V258L195 257H193L194 255L196 256V244H197V240H195V239H190V237H185ZM215 238H216V236H215ZM219 238H221V236L219 237ZM239 238V237H238ZM108 239V238H107ZM117 239H118V237H117ZM157 239V238H156ZM218 239V238H217ZM231 239V238H230ZM236 240H237V238H235ZM240 239V238H239ZM13 240V239H12ZM17 240V239H16ZM89 240V239H88ZM111 240V239H110ZM235 240V241H236ZM42 241V240H41ZM40 241V242H41ZM76 241H78V239L76 240ZM99 241V240H98ZM127 241V240H126ZM131 241V240H130ZM234 241V240H233ZM235 241L233 242V243H235ZM7 242V241H6ZM73 242V241H72ZM71 242V243H72ZM74 242H75V240H74ZM112 242V241H111ZM118 242V241H117ZM133 242V241H132ZM259 242V241H258ZM11 243H12V241H11ZM160 243V242H159ZM175 243V239H174V241H172L171 242V244H174ZM207 243V242H206ZM212 243H213V241H212ZM232 243V244H233ZM3 244V243H2ZM42 244H43V242H42ZM102 244V243H101ZM104 244V243H103ZM171 244H169V245H171ZM211 244V243H210ZM238 244H239V242H238ZM241 244V243H240ZM256 244V243H255ZM1 245V244H0ZM45 245V244H44ZM94 245V244H93ZM115 245V244H114ZM117 245V244H116ZM208 245V244H207ZM219 245V244H218ZM234 245V244H233ZM47 246H48V244H47ZM111 246V245H110ZM109 246V247H110ZM175 246V247H176ZM206 246V245H205ZM210 245H208L207 247H205V249L207 248L208 249V247H209ZM223 246V245H222ZM221 246V247H222ZM228 246V245H227ZM236 246V245H235ZM42 247V246H41ZM107 247V246H106ZM215 247V246H214ZM224 247V246H223ZM232 247V246H231ZM125 248H127V247H125ZM199 248V247H198ZM228 248V247H227ZM234 248V247H233ZM232 248V249H233ZM238 248V247H237ZM38 249V248H37ZM104 249V248H103ZM115 249V248H114ZM201 249V248H200ZM220 249V248H219ZM223 249H225V248H223ZM230 249V248H229ZM167 250V249H166ZM222 250V249H221ZM51 251H52V249H51ZM85 251V250H84ZM83 251V252H84ZM109 251V250H108ZM199 251V250H198ZM198 251H197V254H198ZM45 252V251H44ZM82 252V251H81ZM82 252V253H83ZM86 252V251H85ZM110 252V251H109ZM122 252V251H121ZM218 252V251H217ZM77 253H78V251H77ZM203 253H204V256H206L204 259H206V260H208L209 262L210 261H212L215 257L214 256H216V253H211V251L209 250V251H203ZM6 254V253H5ZM44 254V253H43ZM106 254V253H105ZM141 254V253H140ZM165 254V253H164ZM199 254H200V252H199ZM199 254H198V256H199ZM202 254V253H201ZM239 254V253H238ZM102 255V254H101ZM100 254H94L93 252H92V258L90 257V259H91V261H92V263L94 264V262H95V264H103L102 263V259L104 258H102V256H101ZM109 255V254H108ZM113 255V254H112ZM161 255V254H160ZM245 255V254H244ZM72 256V255H71ZM77 256V255H76ZM85 256V255H84ZM121 256V255H120ZM120 256H119V259H120ZM202 256H203V254H202ZM42 257V256H41ZM40 257V258H41ZM74 257V256H73ZM111 257V256H110ZM109 257V258H110ZM168 257V256H167ZM166 257V258H167ZM214 257V258H213ZM50 258V257H49ZM107 258V257H106ZM165 258V259H166ZM175 258H177V260H174ZM196 258H198L197 256H196ZM202 259H203V257H201ZM38 259V258H37ZM51 259V258H50ZM50 259H49V261H50ZM63 259H64V257H63ZM80 259V258H79ZM155 259V258H154ZM43 260V259H42ZM53 259H51V261H52ZM150 260V259H149ZM205 260V261H206ZM218 260V259H217ZM245 260V259H244ZM79 261V260H78ZM81 261V260H80ZM85 261V260H84ZM90 261V262H91ZM107 261V260H106ZM120 261V260H119ZM147 261V260H146ZM214 261V260H213ZM259 261V260H258ZM39 262V261H38ZM44 262V261H43ZM73 262V261H72ZM83 261H81V262H79V264H81ZM118 262V261H117ZM145 262V261H144ZM151 262V261H150ZM190 263V264H193V263ZM3 263V262H2ZM1 263V264H2ZM7 263H8V261H7ZM37 263V262H36ZM51 263V262H50ZM84 263V262H83ZM86 263V262H85ZM91 263V264H92ZM17 264V263H16ZM52 264H54V262H52ZM66 264V263H65ZM70 264H71V262H70ZM76 264V263H75ZM87 264V263H86ZM105 264V263H104ZM134 264V263H133ZM138 264V263H137ZM165 264V263H164ZM194 264H200V257L198 258V260H196L195 259V261H194ZM204 264H206V262L204 263ZM207 264H209L208 262H207ZM231 264V263H230Z\"/></svg>",
    "mask_w": 264,
    "mask_h": 264
}]
</instances>
